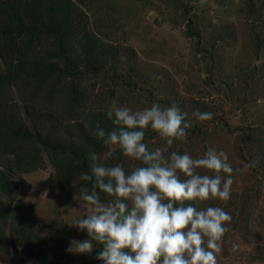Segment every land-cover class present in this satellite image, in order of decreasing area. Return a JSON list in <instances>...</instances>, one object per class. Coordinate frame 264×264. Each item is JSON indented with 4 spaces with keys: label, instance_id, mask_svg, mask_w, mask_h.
Returning a JSON list of instances; mask_svg holds the SVG:
<instances>
[{
    "label": "rangeland",
    "instance_id": "obj_1",
    "mask_svg": "<svg viewBox=\"0 0 264 264\" xmlns=\"http://www.w3.org/2000/svg\"><path fill=\"white\" fill-rule=\"evenodd\" d=\"M76 1L97 37L136 52L135 67L119 71L118 77L111 70L86 74L88 96L106 108L115 100L133 111L175 103L187 112L193 127L186 141L169 146L152 130L144 143L165 155L177 151L198 158L208 148L227 154L234 169L230 199L205 205L223 207L232 217L217 264H264L257 254L264 234V0ZM121 75L136 86L124 85ZM196 110L213 113V119L197 120L192 115ZM109 150L107 146L104 153ZM111 151L100 163L114 166L112 156L119 155L127 171L139 165L118 147ZM22 178L29 191L17 199L34 206L38 223L66 225L71 241L89 239L86 229L72 225L90 214V207L78 200L76 184L60 186L48 163ZM233 244L238 245L235 252ZM69 262L96 264L88 254L76 252ZM0 264L38 263L11 252L0 254Z\"/></svg>",
    "mask_w": 264,
    "mask_h": 264
},
{
    "label": "trees",
    "instance_id": "obj_2",
    "mask_svg": "<svg viewBox=\"0 0 264 264\" xmlns=\"http://www.w3.org/2000/svg\"><path fill=\"white\" fill-rule=\"evenodd\" d=\"M80 6L76 0H0V254L14 252L38 264H70L72 241L66 225L38 223L34 206L17 199L29 191L22 175L48 163L60 186L91 189L94 177L80 179L92 175L88 154L102 157L107 147L96 126L106 133L118 126L108 118L109 108L88 96L84 77L106 70L118 77L137 61L131 47L97 37ZM121 76L124 85L136 86ZM144 132L143 142L153 134L150 127ZM112 157L123 164L121 156ZM99 195L105 203L113 199ZM258 244L264 259V234ZM101 250L96 245L89 259L104 264L96 259Z\"/></svg>",
    "mask_w": 264,
    "mask_h": 264
},
{
    "label": "clouds",
    "instance_id": "obj_3",
    "mask_svg": "<svg viewBox=\"0 0 264 264\" xmlns=\"http://www.w3.org/2000/svg\"><path fill=\"white\" fill-rule=\"evenodd\" d=\"M192 115L208 121L214 114L196 110ZM107 116L118 127L106 133L97 124L95 135L110 150L102 157L90 152L92 175L80 177L86 182L94 177L91 189L83 186L78 193L90 214L72 224L86 229L89 239L72 241L67 251L91 254L101 245L96 259L104 264H217L232 217L223 207L200 209L186 202L230 199L234 169L227 154L208 148L202 157L193 158L177 151L165 155L159 147L150 150L143 142L149 127L169 146L186 141L193 122L175 103L133 111L114 100ZM113 146L139 165L127 171L120 163H100L111 157ZM99 193L113 199L102 202ZM237 249L233 244L232 251Z\"/></svg>",
    "mask_w": 264,
    "mask_h": 264
}]
</instances>
